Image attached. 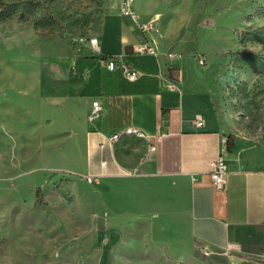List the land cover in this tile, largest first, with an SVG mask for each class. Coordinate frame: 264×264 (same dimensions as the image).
<instances>
[{"label": "rangeland", "instance_id": "rangeland-1", "mask_svg": "<svg viewBox=\"0 0 264 264\" xmlns=\"http://www.w3.org/2000/svg\"><path fill=\"white\" fill-rule=\"evenodd\" d=\"M112 1L32 0L23 18L0 15V264H222L164 217L137 208L134 177H116L120 185L109 187L108 177L88 181L81 174L87 172L80 134L90 106L70 92L76 74L69 61L94 55L90 39ZM159 6L167 20L177 6L200 9L187 23L197 49L178 51L177 67L212 73L211 86L222 89L223 107L236 115L232 139L264 165V0H160ZM21 186L23 211L14 216L4 208ZM113 233L119 238L108 251ZM239 261L230 264H264Z\"/></svg>", "mask_w": 264, "mask_h": 264}, {"label": "crops", "instance_id": "crops-1", "mask_svg": "<svg viewBox=\"0 0 264 264\" xmlns=\"http://www.w3.org/2000/svg\"><path fill=\"white\" fill-rule=\"evenodd\" d=\"M159 5L160 0L134 1L140 21L151 23L145 34L124 14L121 0L110 2L95 36L100 52L76 55L69 61L70 73L76 74L70 92H78L90 106L87 115L94 100L102 105L100 117L93 122L87 118L81 128L85 143L81 163L87 172L81 174L84 179L88 175L108 177L105 184L109 187L120 185L116 177H134L135 206L143 205L164 217L196 247L209 249L213 253L209 257L218 263L264 260V165L243 148L242 141L232 139L236 115L223 107L222 89L209 82L212 73H189L177 67L181 59L167 57L182 48L189 51L186 46L197 49L198 44L190 42L187 23L200 9L185 12L177 6L176 16L167 20ZM148 37L155 41L158 54L135 53ZM105 56L115 57L116 69L106 67ZM123 65L136 69L138 77H126ZM170 79L178 89L169 85ZM67 121L72 125L71 113ZM128 126L142 130L145 136L126 133ZM71 129L78 138V130ZM116 132L120 133L118 140L100 148ZM220 154L229 172L224 187L216 188L210 162ZM102 160L108 162L105 168ZM23 190L21 186L13 191L4 208L7 213L20 216L23 210L18 197ZM118 238V233L111 234L105 249L109 251ZM228 244L236 249L225 253Z\"/></svg>", "mask_w": 264, "mask_h": 264}, {"label": "built area", "instance_id": "built-area-1", "mask_svg": "<svg viewBox=\"0 0 264 264\" xmlns=\"http://www.w3.org/2000/svg\"><path fill=\"white\" fill-rule=\"evenodd\" d=\"M134 1L135 0H122V10L124 12L125 15L131 17L135 22H137L139 28L145 33L148 34V31L151 29V23L148 22H142L140 21V17L139 15L134 11L133 9V5H134ZM90 45H91V51L92 53H99V47H98V39L97 37H93L90 39ZM135 53L137 54H152V55H157L158 54V50H157V46L155 44V41L151 38L148 37L146 42L135 48ZM167 57L169 59H183V55L181 53H168ZM198 62L199 64L205 65L206 64V57L201 55L198 56ZM104 61H105V65L108 69L110 70H114L117 68V60L115 59V57L113 56H105L104 57ZM124 75L126 77H128L129 79H136L138 77V71L128 65H123L122 66ZM169 85L173 88H179V85L174 82L173 80L170 79L169 81ZM102 112V105L101 102L99 100H94L93 104H92V108L90 109L87 118L89 122H93L96 119H98L101 115ZM199 124L202 125L203 121L202 119L199 121ZM126 133L128 134H132V135H136L138 137H144V132L134 126H128L125 129ZM120 137V133H113L112 135H110L108 142L107 143H101L100 144V148L104 149L106 146H112L115 141L118 140V138ZM152 150L156 149V144L153 143L151 146ZM107 161L106 160H102L101 161V167L105 168L107 166ZM210 168H211V178L213 181V185L216 188H223L225 185V181H226V176L229 172L228 166L226 164V161L223 157L222 154L218 155L217 157L213 158L210 162ZM86 180L88 181H92L94 178L92 177V175H88L85 177ZM59 185H57L58 187ZM56 188V187H54ZM43 198V197H40ZM236 249V245L234 244H228L227 248L224 250L225 253H230L233 250ZM203 252L205 255L207 256H211L213 253L207 249L204 248Z\"/></svg>", "mask_w": 264, "mask_h": 264}, {"label": "trees", "instance_id": "trees-1", "mask_svg": "<svg viewBox=\"0 0 264 264\" xmlns=\"http://www.w3.org/2000/svg\"><path fill=\"white\" fill-rule=\"evenodd\" d=\"M29 2L32 3V0L19 2H9L5 0H0V15L5 19L12 18L16 15H19L21 18H23L27 15L25 8ZM35 25H38V22L35 21Z\"/></svg>", "mask_w": 264, "mask_h": 264}]
</instances>
